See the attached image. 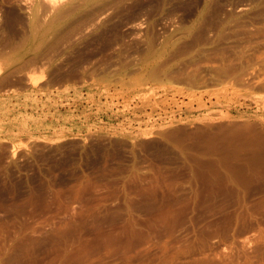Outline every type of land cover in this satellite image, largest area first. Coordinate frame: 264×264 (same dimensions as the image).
<instances>
[{
    "label": "rangeland",
    "instance_id": "1",
    "mask_svg": "<svg viewBox=\"0 0 264 264\" xmlns=\"http://www.w3.org/2000/svg\"><path fill=\"white\" fill-rule=\"evenodd\" d=\"M236 128L264 132V0H0V264L263 222L264 145L233 162Z\"/></svg>",
    "mask_w": 264,
    "mask_h": 264
},
{
    "label": "bare ground",
    "instance_id": "2",
    "mask_svg": "<svg viewBox=\"0 0 264 264\" xmlns=\"http://www.w3.org/2000/svg\"><path fill=\"white\" fill-rule=\"evenodd\" d=\"M53 2L55 0H52ZM248 124H246L247 126ZM250 125V124H249ZM248 127L251 129V126ZM247 127V128H248ZM243 129V130H242ZM250 129H246L245 131V128H236L234 131H228L230 132L229 135L231 136H226V139L225 137L223 136V141H224V145H222L223 149H225V151L221 149V151L224 153V152H229L231 155H232V161L235 162V161H239V162H242L243 158L246 157L245 154H248V153H252L253 156H255L254 154L256 153V149H258V147L262 144L264 145V132H259L258 130L255 131V132H252V130L254 131L255 129L252 128L251 132H248L247 130L250 131ZM223 130V129H222ZM229 130V129H226V131ZM224 131V130H223ZM225 131V132H226ZM209 137V136H208ZM222 138V136H221ZM220 138V139H221ZM221 143H223L221 141ZM264 148V147H263ZM260 150V148L258 149ZM261 151V150H260ZM255 152V153H254ZM262 152H260L261 154ZM251 154V155H252ZM245 155V156H244ZM250 155V154H249ZM248 155V156H249ZM257 156V155H256ZM263 156V154H262ZM250 157V156H249ZM248 157V158H249ZM222 159L224 157H221ZM221 158H217L218 161H215L218 163H220L219 159L222 160ZM244 158V159H245ZM254 158V157H253ZM260 160H261V157H259ZM228 158H225L223 159L224 161H227V164L224 165V167H228L227 165L229 161V159L227 160ZM252 158L250 159H247L245 161H250ZM264 159V157H263ZM235 160V161H234ZM254 160V159H252ZM251 160V161H252ZM257 161V160H256ZM213 162V161H212ZM238 162V163H239ZM264 162V161H263ZM205 163V161H203L202 165ZM207 163V162H206ZM215 163V162H214ZM213 163V164H214ZM221 164H223L221 162ZM221 164H218V167L220 169H222V167H220L219 165ZM233 163L230 164L231 168H233L232 166ZM200 165V164H199ZM208 165V164H207ZM206 165V166H207ZM236 165V164H234ZM242 165L243 162H242ZM248 165V164H246ZM257 167L258 164H256ZM260 165V164H259ZM211 166V165H210ZM212 166H215V165H212ZM222 166V165H221ZM229 166V167H230ZM217 167V166H216ZM225 167V168H226ZM238 167V166H236ZM244 167V166H243ZM248 167V166H246ZM251 167V166H250ZM249 167V169H250ZM255 167V166H254ZM252 167V168H254ZM212 169V167H210ZM235 168V167H234ZM206 169V168H205ZM218 169V168H217ZM227 169V168H226ZM248 169V168H247ZM231 170V169H230ZM238 172L240 171V168L237 169ZM243 170V168L241 169ZM245 170V168H244ZM254 170H257V169H254ZM253 170V171H254ZM260 170L261 167H260ZM211 171V170H210ZM213 171V169H212ZM216 172V170H214ZM218 171V170H217ZM233 171V170H232ZM247 171V170H246ZM249 171V170H248ZM222 172V170H221ZM242 172V171H241ZM258 172V171H257ZM216 173H220L219 172H216ZM215 173V174H216ZM224 173V172H223ZM223 173H221L223 175ZM227 173V172H226ZM237 173V172H236ZM248 173V172H247ZM212 174V173H211ZM214 174V173H213ZM225 174V173H224ZM231 174V172H230ZM240 174V172H239ZM244 174V173H242ZM258 176H260L259 172L257 173ZM256 174V175H257ZM208 175V174H207ZM217 175V174H216ZM216 175L213 176L214 179H216ZM227 176H224L225 177H228L229 174L227 173L226 174ZM246 175V174H245ZM264 174L261 173V176H263ZM205 176V175H204ZM218 176V175H217ZM231 176V175H230ZM232 176H234V174H232ZM247 176V175H246ZM254 176V174H253ZM261 176H260V179H261ZM210 177H212V175H210ZM219 178H221V175L218 176ZM236 177V176H235ZM247 177H250V174L249 176ZM257 177V176H255ZM207 178V177H206ZM213 178H211L213 180ZM218 178V180H219ZM223 178V177H222ZM239 178V175L238 177ZM236 178V179H237ZM241 178V177H240ZM239 178V179H240ZM243 178V177H242ZM241 178V179H242ZM263 178V177H262ZM218 180L216 181L218 183ZM225 180V179H224ZM223 180V181H224ZM233 180V178H232ZM244 180V179H243ZM211 181V180H210ZM221 183H222V180L220 179ZM226 181V180H225ZM224 181V182H225ZM229 181V184L232 183L230 180ZM234 181V180H233ZM237 181V180H236ZM227 182V181H226ZM247 182V180H246ZM251 182V181H250ZM213 183V182H211ZM220 183V182H219ZM220 183V184H221ZM224 184V183H223ZM226 184V183H225ZM228 184V183H227ZM239 184V183H238ZM214 186V185H213ZM222 188H223V185H221ZM205 187V186H204ZM225 187V185H224ZM206 188V187H205ZM232 188V187H231ZM236 188V187H235ZM217 189V188H216ZM234 189V188H233ZM255 189V187H254ZM259 189V188H258ZM264 189V188H263ZM155 190V189H154ZM252 190V189H251ZM151 191V190H150ZM218 191V190H217ZM245 191V190H244ZM153 192V191H152ZM242 192V191H241ZM142 193V192H141ZM156 193V192H154ZM159 194V193H158ZM239 194V193H238ZM153 195V194H152ZM246 195V194H245ZM242 196V195H241ZM239 197V196H238ZM247 197V196H246ZM240 198V197H239ZM256 198V197H255ZM254 198V199H255ZM238 199V198H237ZM252 199V198H250ZM167 200V199H166ZM257 200L258 197H257ZM252 202L254 201L253 199L251 200ZM256 201V199H255ZM255 201L253 202V204H255ZM157 202V201H156ZM161 202H162V198H161ZM237 202V201H236ZM240 202V201H239ZM259 203H257V206L258 204H261L263 205V208H264V195L262 193V196H261V203L260 201H257ZM243 203V202H242ZM245 203H249L247 201H245ZM244 203V204H245ZM239 204V203H238ZM238 204H237V207H238ZM253 204L251 203L250 206ZM227 205V203L225 204V206ZM249 205V204H248ZM232 206V205H231ZM230 206V207H231ZM235 206V205H234ZM236 207V208H237ZM242 207V206H240ZM254 207H256V204L254 205ZM260 207H262L260 205ZM233 208V207H231ZM239 208V207H238ZM251 208V207H249ZM248 208V209H249ZM223 209V208H222ZM235 210V208H233ZM226 210V209H225ZM239 210V209H238ZM237 209L235 211V213L233 214H230V211H227L229 212L226 220L225 221V224L223 225L222 223V227L220 226H216V230H213L214 227L211 226V230L209 233V238H206L205 236L201 235L200 237H195L192 241L190 242H186L187 244H184V243H177V242H169V241H163L161 243H158L159 245L157 246V248L155 246H152L155 248V252L154 253H151L150 251H153L151 250L152 248L149 247V246H142L141 248H138V249H132V245L129 246V245H125L124 247H122V249L120 248L119 249H116V250H119L118 252V259L116 257V259L118 260L117 264H264V220L263 222H260V221H256V222H252L250 217L253 216V214L251 215V213L249 214L248 210L246 208H244V210L242 209L241 211L239 210L238 211ZM255 210V209H254ZM253 210V211H254ZM251 211V210H250ZM258 211V210H256ZM261 212L263 211V209L261 208L260 210ZM221 212V211H220ZM205 213V212H204ZM212 213V212H211ZM223 213V212H222ZM259 213V211H258ZM257 213V214H258ZM264 213V212H263ZM210 214V213H209ZM208 214V215H209ZM227 214V213H226ZM255 213V215H257ZM260 214V213H259ZM205 215V214H204ZM223 215V214H222ZM254 215V217H256ZM206 216V215H205ZM224 216V215H223ZM259 215H257L258 217ZM208 217V216H207ZM215 217V216H214ZM260 217V220H261V217L262 216H259ZM198 219V218H197ZM259 219V218H258ZM209 220V219H208ZM212 220V219H211ZM134 222V221H133ZM214 224V223H213ZM127 225V224H126ZM209 225H212V224H209ZM215 225V224H214ZM66 226V225H64ZM76 226V225H75ZM121 226V225H120ZM123 226V225H122ZM130 226V224L128 225ZM59 227V226H58ZM57 227V228H58ZM61 227V225H60ZM89 227V226H88ZM210 227V226H209ZM208 227V228H209ZM63 228V226H62ZM192 228V227H191ZM59 229V228H58ZM67 229V227H66ZM199 229V228H198ZM197 229V230H198ZM204 229V228H203ZM83 230V229H82ZM121 230V229H120ZM136 230V229H135ZM201 230V228H200ZM206 230V229H205ZM131 231V230H130ZM202 231V230H201ZM200 231V233H201ZM192 232V231H191ZM63 233V232H62ZM129 233V232H128ZM193 233V232H192ZM123 234V233H122ZM198 234V233H197ZM202 234H206L205 232H202ZM137 235V234H136ZM56 236V235H55ZM59 236V234H58ZM65 236V235H64ZM80 236V235H79ZM188 236V235H187ZM57 237V236H56ZM128 237V236H127ZM14 238V237H13ZM33 238V237H32ZM88 238V237H87ZM184 238V237H183ZM190 238V237H189ZM47 239V238H46ZM76 239V238H75ZM84 239V238H83ZM210 239H213V240H210ZM189 240V239H188ZM4 241V240H3ZM26 241V240H25ZM34 241V240H33ZM56 241V240H55ZM185 241V240H184ZM187 241V240H186ZM16 242V241H15ZM30 242V241H29ZM58 242V240H57ZM75 242V241H74ZM140 243V242H139ZM33 243H31L32 245ZM79 244V243H78ZM2 244H0L1 246ZM64 245V244H63ZM90 245V244H89ZM111 245V244H110ZM35 246V245H34ZM34 246H31V247H34ZM52 246V245H51ZM80 246V245H79ZM118 246V245H117ZM15 247V246H14ZM22 247V246H21ZM38 247V246H37ZM56 247V246H55ZM75 247V246H74ZM116 247V246H115ZM19 248V247H18ZM27 248V246L25 247ZM67 248V247H66ZM108 248V247H107ZM105 248V249H107ZM29 247H28V251H29ZM52 249V248H51ZM74 249V248H73ZM88 249V248H87ZM111 250V248H109ZM22 250V249H21ZM24 250V249H23ZM55 250V249H53ZM63 250V249H62ZM115 250V251H116ZM59 251V250H58ZM108 251V250H107ZM106 251V252H107ZM114 251V250H112ZM9 252V251H8ZM29 253V252H27ZM77 253V252H76ZM88 253V252H87ZM3 254V253H2ZM8 254V253H7ZM13 254V253H11ZM23 254H24V251H23ZM26 254V253H25ZM31 254V252H30ZM49 254V253H48ZM54 254V253H53ZM63 254V253H61ZM115 254V253H114ZM27 255V254H26ZM35 255V254H34ZM67 255V254H66ZM82 255V254H81ZM80 255V256H81ZM98 255V254H97ZM102 255V253H101ZM105 255V254H104ZM23 256V255H22ZM31 256V255H30ZM37 256V255H35ZM43 256V255H42ZM74 256V255H73ZM78 256V255H77ZM76 256V257H77ZM116 256V255H115ZM26 257V256H25ZM29 257V256H28ZM46 257V256H45ZM53 257V256H52ZM51 257V258H52ZM75 257V256H74ZM31 258V257H30ZM38 258V257H37ZM36 258V259H37ZM55 258H58L57 256H55ZM65 259L67 257H64ZM82 258V257H81ZM16 259V258H15ZM14 259V260H15ZM28 260H30L29 258H26ZM40 259H42V257H40ZM97 259V258H96ZM35 260V259H34ZM52 260V259H51ZM68 260V258H67ZM36 261V260H35ZM46 261V260H45ZM56 261V260H55ZM66 260H64V264L66 263L65 262ZM98 261V260H97ZM12 262V261H11ZM17 262V261H16ZM22 262V261H21ZM30 262V261H29ZM70 262V261H69ZM81 261L78 262V264H80ZM109 262V261H108ZM115 262V261H114ZM31 263V262H30ZM44 263V262H43ZM47 263V262H46ZM52 263V262H51ZM50 263V264H51ZM56 263V262H55ZM74 263V262H73ZM17 264V263H16ZM29 264V263H28ZM48 264V263H47ZM61 264V263H60ZM77 264V263H76Z\"/></svg>",
    "mask_w": 264,
    "mask_h": 264
}]
</instances>
